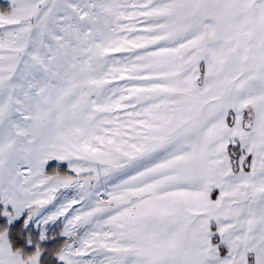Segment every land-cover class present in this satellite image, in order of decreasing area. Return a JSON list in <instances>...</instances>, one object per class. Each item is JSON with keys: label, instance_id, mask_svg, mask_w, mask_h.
I'll use <instances>...</instances> for the list:
<instances>
[{"label": "snow or ice", "instance_id": "6c2138e0", "mask_svg": "<svg viewBox=\"0 0 264 264\" xmlns=\"http://www.w3.org/2000/svg\"><path fill=\"white\" fill-rule=\"evenodd\" d=\"M23 213L64 240L5 227L0 264H264V0L0 3V215Z\"/></svg>", "mask_w": 264, "mask_h": 264}, {"label": "rangeland", "instance_id": "374dc122", "mask_svg": "<svg viewBox=\"0 0 264 264\" xmlns=\"http://www.w3.org/2000/svg\"><path fill=\"white\" fill-rule=\"evenodd\" d=\"M6 0H0V3H5ZM68 165L69 162L64 161V162H59V161H50L47 165H46V170L51 172L53 168H58L61 172L67 171L68 169ZM26 213H23L19 218H17L16 220H13L11 224L8 223V217L2 216L0 215V217L5 221V224L7 225V229L9 231V229L14 226V224L18 223V222H22V227H23V221L26 217ZM40 217H36L34 218L32 221L29 222L27 228H23V232H25V236H27L28 234H31V236L33 237V243L32 244H28L26 241V244H28V249L31 250V252H33L35 250V243L38 240V237L40 236L41 231L43 230L45 233V236L47 237L46 239L42 240V241H38L40 246L42 247L43 244H48V243H53L54 246H56L59 243H62L64 240V237H61L58 235V225L53 224V223H49V224H41L40 221ZM5 227H1L0 229H3ZM26 240V239H25ZM53 246V247H54ZM28 252V253H31Z\"/></svg>", "mask_w": 264, "mask_h": 264}, {"label": "trees", "instance_id": "16d2710c", "mask_svg": "<svg viewBox=\"0 0 264 264\" xmlns=\"http://www.w3.org/2000/svg\"><path fill=\"white\" fill-rule=\"evenodd\" d=\"M0 226L1 227H6L7 225L5 224V221L0 217ZM22 222H18L16 224H14V226H12L9 229V235L11 237V239L14 242V246L17 248H23L26 252H31V250L28 249V244H26V240L21 236L18 235V233L20 232V230L22 229ZM25 232H23V236H25ZM54 244L53 243H48V244H43L42 248H51L53 247Z\"/></svg>", "mask_w": 264, "mask_h": 264}]
</instances>
